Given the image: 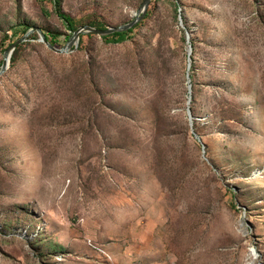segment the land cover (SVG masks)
<instances>
[{
  "label": "rangeland",
  "instance_id": "1",
  "mask_svg": "<svg viewBox=\"0 0 264 264\" xmlns=\"http://www.w3.org/2000/svg\"><path fill=\"white\" fill-rule=\"evenodd\" d=\"M58 1L106 30L145 0ZM26 26L74 34L50 0H0V70ZM18 47L0 264H264V0H152L123 44Z\"/></svg>",
  "mask_w": 264,
  "mask_h": 264
},
{
  "label": "water",
  "instance_id": "2",
  "mask_svg": "<svg viewBox=\"0 0 264 264\" xmlns=\"http://www.w3.org/2000/svg\"><path fill=\"white\" fill-rule=\"evenodd\" d=\"M152 0H145L144 3L142 4L141 8L139 9L137 15L135 16V19L130 22L129 24H126L124 26L118 27V28H108L106 30H100L91 26H84L79 28L74 34L73 36L70 38L68 44L66 45L65 48L63 49H58L55 46H53L46 38L43 30L41 28H32L30 29L23 38L19 39L17 42H15L14 44H12L5 52V57H4V63L1 67L0 70V78L7 72L8 68H9V64L11 62V58L13 53L15 52V50L18 48L19 45L25 43L28 41V38L33 35V34H39V36L41 37V42L43 44L46 45V47L57 53V54H61V55H66L69 54L71 52V49L77 45V43L80 41L81 36L82 35H94V36H99V37H106L115 33H124V32H128L130 30H133L134 28H136L139 23L141 21L144 20L148 8L150 6ZM182 26V23H181ZM187 36V40L189 41L190 39V35L187 32L186 33Z\"/></svg>",
  "mask_w": 264,
  "mask_h": 264
},
{
  "label": "trees",
  "instance_id": "3",
  "mask_svg": "<svg viewBox=\"0 0 264 264\" xmlns=\"http://www.w3.org/2000/svg\"><path fill=\"white\" fill-rule=\"evenodd\" d=\"M50 2L52 4H54L55 6V13L59 16V18H61L62 20H64V22L67 24L69 30H71L73 33H75L78 30V27L76 26V24L70 20L69 18H67L63 13L62 10L60 8V2L58 0H50ZM85 26H91L100 30H105L104 26L102 24H100L99 22L94 21L93 19L88 20ZM31 29L30 26H26L24 28V33H27L29 30ZM136 28H134L133 30H135ZM133 30H130L128 32H124V33H115L106 37H102V39L107 42L108 44H123L125 43L128 39H129V35L133 32ZM47 40L53 45V46H57V42L56 39L59 37V34H51L48 32L43 31ZM15 43V42H14ZM11 46V45H10ZM18 54H19V47L15 50L14 54H13V58H12V62H16V60L18 59Z\"/></svg>",
  "mask_w": 264,
  "mask_h": 264
}]
</instances>
